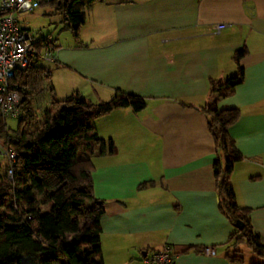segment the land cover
<instances>
[{
	"label": "crops",
	"instance_id": "crops-1",
	"mask_svg": "<svg viewBox=\"0 0 264 264\" xmlns=\"http://www.w3.org/2000/svg\"><path fill=\"white\" fill-rule=\"evenodd\" d=\"M213 24L225 27L214 34ZM71 36L52 41L54 70L43 67L56 100L77 92L97 104L121 92L144 101L139 112L117 109L93 122L115 148L92 159L90 175L104 210L103 264H140L163 247L173 264H230L224 244L233 228L217 210L216 154L200 109L209 81L234 75L231 57L243 46V81L216 107L240 113L227 135L241 161L227 178L264 247V0H103ZM204 247L215 255H201ZM235 250L242 264H264L244 245Z\"/></svg>",
	"mask_w": 264,
	"mask_h": 264
},
{
	"label": "trees",
	"instance_id": "trees-1",
	"mask_svg": "<svg viewBox=\"0 0 264 264\" xmlns=\"http://www.w3.org/2000/svg\"><path fill=\"white\" fill-rule=\"evenodd\" d=\"M103 0H40L53 16L61 18V31L76 36L87 11ZM52 41H33L34 50L52 52ZM243 46L231 60L233 76L222 83L209 81L208 100L200 109L206 119L215 161L211 165L218 212L233 228L224 249L230 264H242L236 247L244 245L264 260V247L253 232L248 210L238 207L228 182L234 164L241 161L227 129L240 117L237 109L218 110V101L233 94L243 81L240 61L247 55ZM39 60L15 74L13 84L20 96L19 117L14 130L0 126L1 145L15 153L12 179L6 167L0 174V264H103L99 247V220L104 210L93 197L92 159L113 155L111 140L100 139L93 122L117 109L139 112L144 101L115 92L106 102L92 104L77 92L62 100L53 96L49 72ZM44 104V105H42ZM151 186L142 184L137 190Z\"/></svg>",
	"mask_w": 264,
	"mask_h": 264
},
{
	"label": "built area",
	"instance_id": "built-area-1",
	"mask_svg": "<svg viewBox=\"0 0 264 264\" xmlns=\"http://www.w3.org/2000/svg\"><path fill=\"white\" fill-rule=\"evenodd\" d=\"M39 4L40 0H0V121L2 122L5 115L19 113L17 106L20 103V96L13 84L15 74L24 70L34 59L50 61L49 53L41 55L34 50L29 32L18 25L15 17L22 5H27L30 11L36 9ZM224 27L223 24H213L209 26V31L218 34ZM0 158L6 163V178L11 180L15 153L0 144ZM198 252L205 257L215 255V251L210 247H204ZM173 259L174 255L170 248L163 247L159 251L144 253L140 258V264H173Z\"/></svg>",
	"mask_w": 264,
	"mask_h": 264
},
{
	"label": "rangeland",
	"instance_id": "rangeland-1",
	"mask_svg": "<svg viewBox=\"0 0 264 264\" xmlns=\"http://www.w3.org/2000/svg\"><path fill=\"white\" fill-rule=\"evenodd\" d=\"M15 17L19 18L20 26L28 30L31 38H33L32 39L33 41L34 40L36 41L39 38H49L51 41L54 42H62L67 39H72V36L69 32L60 30L61 18L58 16H53L52 10L49 6L46 5L38 6V8L36 9L27 11L20 15H16ZM46 52L50 54L49 51H46L44 49L40 52V54L44 55ZM49 57H51V54ZM42 58L44 59V56H42ZM49 63L50 61L49 62L42 61L40 62L39 65L41 67L54 70L53 65L51 66ZM18 116L19 113L15 115L12 114L5 115L4 121L3 122L0 121V126L3 125L4 126L3 129L9 133V131L15 129ZM5 166H6L5 161L2 158H0V174L3 172Z\"/></svg>",
	"mask_w": 264,
	"mask_h": 264
},
{
	"label": "water",
	"instance_id": "water-1",
	"mask_svg": "<svg viewBox=\"0 0 264 264\" xmlns=\"http://www.w3.org/2000/svg\"><path fill=\"white\" fill-rule=\"evenodd\" d=\"M26 10H28V6H27V5H22V6L19 8L18 13L23 12V11H26Z\"/></svg>",
	"mask_w": 264,
	"mask_h": 264
}]
</instances>
